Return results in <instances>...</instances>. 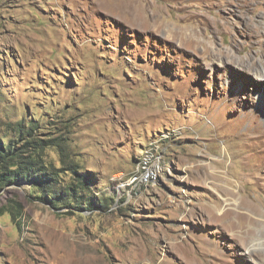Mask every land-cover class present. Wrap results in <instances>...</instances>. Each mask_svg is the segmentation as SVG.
<instances>
[{
  "label": "rangeland",
  "instance_id": "374dc122",
  "mask_svg": "<svg viewBox=\"0 0 264 264\" xmlns=\"http://www.w3.org/2000/svg\"><path fill=\"white\" fill-rule=\"evenodd\" d=\"M249 55L264 60V0H0V143L20 123L59 171L44 185L92 191L90 208L53 207L31 182L1 185L0 264H262ZM143 156L155 179L130 182Z\"/></svg>",
  "mask_w": 264,
  "mask_h": 264
},
{
  "label": "trees",
  "instance_id": "16d2710c",
  "mask_svg": "<svg viewBox=\"0 0 264 264\" xmlns=\"http://www.w3.org/2000/svg\"><path fill=\"white\" fill-rule=\"evenodd\" d=\"M32 121L35 120L32 119ZM17 125L19 126L17 141H5L0 143V165L3 169L2 174H0V186L12 182L28 181L40 187L43 191L41 198L44 201H49L48 203L53 207L59 203L68 205L70 200L76 203H81L88 208L92 207L90 199L92 191L87 183H79L80 185H83V188L86 190V196L73 194L76 189L69 186L65 187L64 193L56 194L52 188H50L49 184H45V186L44 183H42L45 180L43 173L46 172V177L48 178L46 181L48 180V182L52 183L54 182L55 177L58 176L59 171H53V166H50L51 169H48L47 167L40 165L41 161L39 156L32 153V148L29 145L31 142L28 143L22 140L24 133H26L21 129L23 126H21L20 123ZM32 127L34 128V126L30 124L29 128L32 129ZM58 147H60L58 148V153L60 155L64 156L70 153L63 146L59 145ZM29 148H31V150ZM38 148H41V146H37L34 149ZM45 195H50V198ZM14 209V213L16 209L17 211L19 210L18 207Z\"/></svg>",
  "mask_w": 264,
  "mask_h": 264
},
{
  "label": "bare ground",
  "instance_id": "6f19581e",
  "mask_svg": "<svg viewBox=\"0 0 264 264\" xmlns=\"http://www.w3.org/2000/svg\"><path fill=\"white\" fill-rule=\"evenodd\" d=\"M250 27V26H249ZM194 31V30H193ZM196 32V31H195ZM192 35V37H194L193 38V40L195 41V44L196 43H199V44H201V43H204L205 41H202V40H198L197 39V37H196V33H194L193 32V34H191ZM199 36V35H198ZM191 37V36H190ZM257 37V36H256ZM205 44V43H204ZM195 46V45H194ZM221 54V53H220ZM224 54H226L227 56V58L228 59H230L231 61H237L236 60V58L230 53V51H228V50H226V51H224ZM242 58V57H241ZM244 58V57H243ZM257 59V58H256ZM240 60V59H239ZM242 62V61H241ZM247 66H248V68L249 69H252V70H254L255 72H256V74L259 76V77H261L263 80H264V60H262L261 62H257V60H255V55H249V56H247ZM240 63V62H239ZM262 83L264 82V81H261ZM153 167L155 168V169H157V166H155L154 164H153ZM256 239L257 238H253L252 239V243L254 242V241H256ZM261 244H263L264 245V240H261ZM248 252H249V254L255 259V257L257 258V257H259V259L260 258H263V263L262 264H264V252H260L257 248H255V247H251V245L250 246H248Z\"/></svg>",
  "mask_w": 264,
  "mask_h": 264
},
{
  "label": "built area",
  "instance_id": "2783aa9c",
  "mask_svg": "<svg viewBox=\"0 0 264 264\" xmlns=\"http://www.w3.org/2000/svg\"><path fill=\"white\" fill-rule=\"evenodd\" d=\"M158 166V165H156ZM158 169V168H157ZM157 169L153 167V163H148L145 156L138 162L137 172L130 176V182H148L155 179Z\"/></svg>",
  "mask_w": 264,
  "mask_h": 264
}]
</instances>
